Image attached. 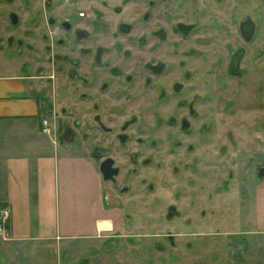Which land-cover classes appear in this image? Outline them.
<instances>
[{"label": "flooded vegetation", "instance_id": "af4514ba", "mask_svg": "<svg viewBox=\"0 0 264 264\" xmlns=\"http://www.w3.org/2000/svg\"><path fill=\"white\" fill-rule=\"evenodd\" d=\"M248 1L0 0V52L14 60L37 55L35 74L25 62L18 67L37 79L31 90L40 112L55 116V134L65 128L73 152L84 150L97 164L98 223L109 225L100 242L157 236L160 251L164 241L176 247L179 234L201 235L190 228L201 220L183 207L199 203L194 182L212 175L223 155L217 106L231 116L264 109V0L243 9ZM56 9L68 16L59 18ZM207 203L199 207L202 218L215 211ZM160 204L166 226L183 219L187 232L133 230L137 215L153 216ZM116 210L121 222L114 228Z\"/></svg>", "mask_w": 264, "mask_h": 264}, {"label": "rangeland", "instance_id": "374dc122", "mask_svg": "<svg viewBox=\"0 0 264 264\" xmlns=\"http://www.w3.org/2000/svg\"><path fill=\"white\" fill-rule=\"evenodd\" d=\"M248 6L249 9H254L258 6V0L245 2L242 8L245 9ZM54 12L58 14L59 18H65L69 13L68 9H56ZM255 13L257 12L252 14H254L257 21L262 19L261 14ZM36 57L37 55L33 53L31 56L24 55L14 60L7 59L0 52V74L18 73L23 76L22 82L25 79L26 85H29L30 88L28 90L33 89L35 91L37 79L25 78L24 75L27 76V71L24 74L18 66L19 61L31 65L27 74L33 75L35 73L32 65H37L34 62ZM31 92V90L28 91V93ZM31 95L32 97L34 96L33 93ZM219 109L220 105L217 106V147L218 152L223 153V155L216 157L217 166L210 169L214 170L212 175H207L204 179L200 178L194 182L201 189L200 194L196 195L199 203L191 211H187L188 207H183L185 213L193 214V221L194 219L201 220L199 227L197 223H191L190 225L192 230L197 228L201 235L194 237L179 234L176 239V247H172L164 241L166 247L163 250L156 251L154 242L160 240L157 236L152 237V239L147 236L136 237L132 244H129V237H120L119 241L115 239L109 243H102L100 242L102 239L101 235L105 231L96 228L94 234L91 232L86 234V236L77 235L62 243L58 242L54 248L55 254H53L52 264H264L261 256V253L264 252V235L260 233L262 222L259 220L257 209L252 205L253 197L256 196V190L258 189L256 184L263 178L258 177L256 169L264 162V149L257 152L256 149L260 148L256 146L259 145L262 148V145H264V135L262 137L264 131V109L261 111L239 109L236 110L234 116L227 115L225 112L221 113ZM43 117H47L50 128L52 127L53 130L50 134L41 131L42 135L51 137L58 134L64 139L63 143L59 144L58 154L63 155L65 153L69 158L81 156V159L88 163V170H94V165L96 166L97 164H94L92 158L85 157L84 152L86 153V151H72L71 147L75 142H69L66 139L64 136V133L66 134L65 128L61 127L55 134V128L57 129L55 116L46 115ZM257 120L261 121L258 126H255L254 124ZM39 122L37 121V123ZM247 125H250L248 135L246 134ZM59 139L61 140L62 138H58L57 141ZM75 139H77V135ZM3 141L0 140V149L9 145V143H3L2 145ZM8 142L12 144L16 141L12 142L11 139H8ZM21 143L18 144L22 149L23 145ZM49 146L51 147L50 143ZM12 149L16 151L17 147L11 145L10 150ZM159 159L163 161V158L160 157ZM199 169L203 176L208 171L204 163L199 166ZM86 192L90 196V210L92 211L95 202H99L97 176L88 179ZM166 196L167 194L161 193L159 198L162 197L165 200ZM206 201L208 202L207 204L210 203L209 205L214 202L212 209H215V211L212 214L208 213L205 218H202L199 216V207L204 205ZM201 208H204L205 211L207 210L206 206H201ZM4 209L5 206L0 204V264H32L31 262L28 263L26 258L21 256L17 258L13 254L12 251L15 246L10 245L7 240L8 222L6 228V221L3 226L1 224ZM157 209L156 215L154 214L153 216L147 212L145 213V211L142 212L141 219L137 215L138 220L133 230L142 234H147L150 227L154 228L156 233L164 231V228H170V230H175L176 232L179 230L187 232L185 224L180 223L183 219H176L172 221L170 226H166L167 223L164 222L163 217L159 214L163 212V204L157 206ZM111 215L115 223L114 228H116L121 222L120 210H116ZM98 217L99 219L103 218L100 213ZM174 225L178 230L174 229ZM97 226L99 227V225ZM214 230H216L215 234H213ZM187 241L193 242V248L189 250L183 248ZM111 245L118 246L112 249L113 246L111 248ZM259 245L262 246V250ZM34 264L37 263L34 262Z\"/></svg>", "mask_w": 264, "mask_h": 264}, {"label": "crops", "instance_id": "0c3cea01", "mask_svg": "<svg viewBox=\"0 0 264 264\" xmlns=\"http://www.w3.org/2000/svg\"><path fill=\"white\" fill-rule=\"evenodd\" d=\"M22 78L14 72L0 74V140L9 143L0 149V204L9 209L7 240L15 246L13 254L28 263L52 264L58 242L109 225L98 224L99 202L91 211L86 192L89 178L97 176L99 182L98 170H88L81 156L59 155L56 136L42 135L44 115ZM11 145L17 150H10ZM257 185L252 205L264 235V177ZM261 256L264 260V252Z\"/></svg>", "mask_w": 264, "mask_h": 264}, {"label": "built area", "instance_id": "2783aa9c", "mask_svg": "<svg viewBox=\"0 0 264 264\" xmlns=\"http://www.w3.org/2000/svg\"><path fill=\"white\" fill-rule=\"evenodd\" d=\"M42 132L44 133H48L49 132V127L47 125V121L46 120H43V128H42ZM8 215H9V211H7V209L5 208L2 212V226L4 225L3 223L7 220L8 218ZM4 220V221H3Z\"/></svg>", "mask_w": 264, "mask_h": 264}, {"label": "water", "instance_id": "95a60500", "mask_svg": "<svg viewBox=\"0 0 264 264\" xmlns=\"http://www.w3.org/2000/svg\"><path fill=\"white\" fill-rule=\"evenodd\" d=\"M257 174H258V177H263L264 176V165L259 168Z\"/></svg>", "mask_w": 264, "mask_h": 264}, {"label": "bare ground", "instance_id": "6f19581e", "mask_svg": "<svg viewBox=\"0 0 264 264\" xmlns=\"http://www.w3.org/2000/svg\"><path fill=\"white\" fill-rule=\"evenodd\" d=\"M7 222H8V220H7ZM6 225H7V223H6Z\"/></svg>", "mask_w": 264, "mask_h": 264}]
</instances>
